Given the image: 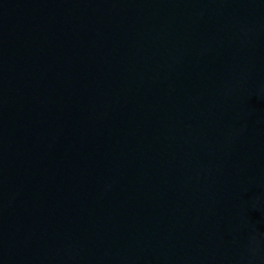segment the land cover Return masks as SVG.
Returning <instances> with one entry per match:
<instances>
[{
  "label": "water",
  "instance_id": "95a60500",
  "mask_svg": "<svg viewBox=\"0 0 264 264\" xmlns=\"http://www.w3.org/2000/svg\"><path fill=\"white\" fill-rule=\"evenodd\" d=\"M0 264H264V0H0Z\"/></svg>",
  "mask_w": 264,
  "mask_h": 264
}]
</instances>
